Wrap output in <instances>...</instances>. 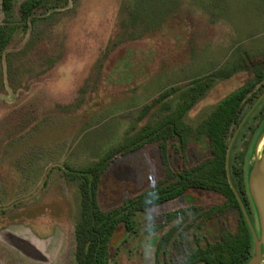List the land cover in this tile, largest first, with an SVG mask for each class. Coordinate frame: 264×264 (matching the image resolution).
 Masks as SVG:
<instances>
[{"label":"rangeland","instance_id":"1","mask_svg":"<svg viewBox=\"0 0 264 264\" xmlns=\"http://www.w3.org/2000/svg\"><path fill=\"white\" fill-rule=\"evenodd\" d=\"M259 75L251 93L219 117L228 174L239 170L247 189L251 168L264 156V0H66L32 14L0 58V264H76L79 171L205 81L182 117L186 150L176 144L169 153L172 168L200 163L210 157L207 135L197 131L201 122ZM162 169L154 144L116 155L99 183L100 207L108 211L137 195ZM236 179L229 182L249 219ZM222 200L218 192L189 190L137 214L132 231L120 225L115 232L108 263L181 262L236 230L235 209L199 216ZM168 214L176 218L167 223Z\"/></svg>","mask_w":264,"mask_h":264},{"label":"trees","instance_id":"2","mask_svg":"<svg viewBox=\"0 0 264 264\" xmlns=\"http://www.w3.org/2000/svg\"><path fill=\"white\" fill-rule=\"evenodd\" d=\"M66 0H22L16 4V0H0L4 21L0 25V58L7 48L15 29L22 24L25 30L28 19L37 11L48 12ZM259 75L255 81H251L240 87L218 105L215 111L201 122L197 131L206 133L210 157L205 158L194 166H187L185 162L179 168H172L169 163L170 149L175 146L184 152L186 145L182 139V117L189 104L198 97L206 87L205 81L197 82L191 91L185 92L175 108L164 107L168 114H164L160 120L147 124L124 138L115 148L109 150L102 158L90 167L79 171L82 182L79 185V216L74 224V258L76 264H109L108 249L111 239L119 226L127 232L132 231L135 222L133 218L150 208L159 207L165 203L177 200L189 190L214 191L222 195V202L213 204L204 209L199 215L201 219H210L215 215H222L229 209L239 212L240 218L234 232L223 231L219 239L205 246H198L181 262L170 261L165 264H248L254 253V241L251 230L242 215L240 203L229 177L236 176V192L240 196L249 221L256 234L251 207L254 208L248 189L242 182L239 170L232 167L230 176L226 167V146L224 142V123L220 117V111L234 99L241 100L255 88L262 79ZM164 98L145 106L141 113V119L155 108L156 104ZM149 111V112H148ZM139 119V120H140ZM221 121V122H220ZM134 130V128H131ZM203 132V133H202ZM175 141H178L175 143ZM156 145L163 169L160 177L149 187L140 191L137 195L125 197L121 203L108 211L102 210L97 200V192L102 174L116 155H125L139 149L141 146ZM176 149V150H177ZM176 218L175 214H168L165 219L171 222ZM158 228V227H156ZM264 264V263H261Z\"/></svg>","mask_w":264,"mask_h":264},{"label":"water","instance_id":"3","mask_svg":"<svg viewBox=\"0 0 264 264\" xmlns=\"http://www.w3.org/2000/svg\"><path fill=\"white\" fill-rule=\"evenodd\" d=\"M247 186L250 198L256 209L259 222V232L257 235L243 207L241 206L242 213L251 230L254 241L253 257L248 264H261L264 261V156H262L259 163L254 164L251 168Z\"/></svg>","mask_w":264,"mask_h":264}]
</instances>
